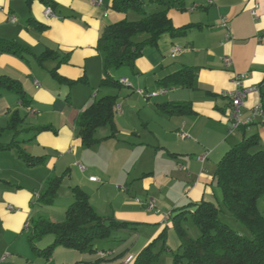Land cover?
<instances>
[{
	"label": "crops",
	"instance_id": "crops-1",
	"mask_svg": "<svg viewBox=\"0 0 264 264\" xmlns=\"http://www.w3.org/2000/svg\"><path fill=\"white\" fill-rule=\"evenodd\" d=\"M53 1L57 9L47 17L48 8L40 0L30 7L27 0H0V39L28 50L22 57L0 53V76L20 82L30 100L24 106L16 93L0 89V128L5 129L1 140L6 136L11 138L6 144L13 141L15 131L7 128L18 112L23 122L16 141L26 153L42 159L29 167L17 150L0 152V264L7 263V251H12V264L20 261L22 255L7 240L22 236L37 213V188L44 190L56 177L75 180L102 218L128 224L120 233L168 229L173 234L170 215L155 214L148 206L151 200L158 205L160 199L176 202L168 206L171 217L180 207L186 211L202 201L220 200L215 174L232 144L243 140L242 130L258 134L264 147V120L234 129L236 110L226 97L236 90L235 78L244 74V88L261 91L249 93L240 107L241 120L258 104L264 105V0H217L214 5L181 0L183 10L170 9L168 17L175 28H190L174 37L163 35L157 46L147 47L135 67H128L120 78L131 86L120 89L101 85L104 56L98 41L105 27L127 20V13L113 14L114 0H102L101 6L92 0ZM30 18L47 29L29 26ZM174 46L182 49L176 58L171 57ZM66 55L68 62L61 63ZM186 67L196 73L191 88L161 85ZM163 90L156 97L138 94ZM107 96L117 97L114 124L99 128L96 137L101 141L87 148L78 135V117ZM172 103L187 104L191 111L170 114ZM44 127L49 129L37 131ZM148 172L153 175L148 177ZM138 194H143V202ZM58 205L56 199L53 207L45 208ZM180 245V240L174 244ZM92 255L91 263L98 259Z\"/></svg>",
	"mask_w": 264,
	"mask_h": 264
},
{
	"label": "trees",
	"instance_id": "trees-1",
	"mask_svg": "<svg viewBox=\"0 0 264 264\" xmlns=\"http://www.w3.org/2000/svg\"><path fill=\"white\" fill-rule=\"evenodd\" d=\"M32 1L27 0L29 7ZM40 1L45 7L53 12L56 11L57 4L53 0ZM148 2L164 9L147 13L144 10L145 0L113 1L114 11L125 14L134 11L142 17L136 22L123 20L103 30L98 41V50L104 56V79L101 84L103 87L120 89L122 87L120 80L111 76L113 70L124 67L134 68L136 61L143 56L144 50L147 47L157 46L163 35L170 34L174 37L190 28L177 29L168 17L170 9L183 10L181 0H148ZM28 25L40 31L47 29L32 18L28 20ZM27 51L26 47L17 42L0 39L1 54L22 57ZM68 59L69 55H66L61 63H67ZM53 75L64 81L58 77L57 72H53ZM195 76L194 69L186 67L165 78L161 85L165 88H191ZM0 89L16 93L24 106L30 104L20 82L0 76ZM116 104V96H107L92 103L79 115L78 135L85 147L91 148L101 141L96 137L99 128L113 126ZM168 106L170 114H184L186 111H191L187 104L172 103ZM22 122L18 112L12 114L7 129L15 133L13 141L8 144L1 142L5 129L0 128V152L17 150L20 159L27 166L34 167L40 164L42 159L26 153L16 141V136L20 133L18 128ZM48 129L49 127H44L37 131ZM242 131L243 140L225 154L215 174L216 187L223 194V206L218 207L214 203L202 201L190 206V210H182L174 217L175 230L181 240L179 251L174 255V264H264V214L258 206L259 201L264 198V147L258 134L248 137L246 129ZM62 179L56 177L50 180L46 191L40 194L36 203L42 207H53ZM73 191L74 201L66 211L64 222L54 223L40 218L27 228L28 242L37 257L50 260L57 247L90 255L105 252L97 249V243L108 240L114 230L128 228L126 223L99 216L90 204L88 195L81 188H74ZM223 207L249 232L250 236L232 229L222 221L225 210ZM188 213H191L200 231L196 239H192L182 227L183 218ZM49 235L54 238L53 244L39 248L36 242ZM149 249L143 251L138 262L142 261L141 257ZM100 259L90 264H100Z\"/></svg>",
	"mask_w": 264,
	"mask_h": 264
},
{
	"label": "rangeland",
	"instance_id": "rangeland-1",
	"mask_svg": "<svg viewBox=\"0 0 264 264\" xmlns=\"http://www.w3.org/2000/svg\"><path fill=\"white\" fill-rule=\"evenodd\" d=\"M164 8L157 5V4H151L148 2V0H145L144 10L147 13H154L157 11H161ZM119 14V12L113 10V14ZM141 15L134 11H129L126 15L127 21L130 22H136L141 19ZM167 56V55H166ZM175 62V60H169V63ZM128 67L120 68L117 70H113L111 72V76H113L116 79H119L122 77L123 72L128 71ZM126 90V89H125ZM147 94V93H146ZM101 97V96H99ZM255 134V132H249L247 133V136H251ZM11 138H7L6 136L3 137L1 142L4 144L9 142ZM236 145V142L232 144L231 147H234ZM15 154V153H14ZM152 171V170H151ZM153 174L151 172H148L147 176L151 177ZM74 188H77V184L75 180L69 179V177L62 179L60 184V189L58 191V194L55 197L56 199H59L60 205L59 207L55 208H45L42 207L40 204L36 207L37 213L34 214L33 220H31L30 223H32L35 220H38L40 218L49 220L54 223H62L66 219V211L69 208V206L72 204L71 201L75 196V193L73 191ZM41 194L44 193L47 189V185L45 186L44 190L40 186L37 188ZM219 192V199H216L212 201L216 206H223V194L218 189ZM145 195V194H144ZM142 202L143 194H138L137 196ZM136 202V201H135ZM173 201H168L167 199L161 200L159 202V205L156 203L155 200H151L148 203V206H152V211L155 212V214H165L170 215L168 216L170 218L171 226L170 228L174 229L173 234L169 233L168 229H162L159 232L155 233L154 231H146L142 230L143 234L137 233V232H121L119 230H114V232L111 233L110 238L105 241H100L97 243V248L99 251L104 250L106 253L105 258L99 257L98 253H96V256L100 259V264H148L151 262V264H174V255L179 251V246L175 247L174 244L176 241L180 240L179 234L175 230L174 225V217L181 212V207L174 212L175 216L171 217V208H168L170 205H174ZM175 208V206H174ZM172 208V210L174 209ZM183 208V207H182ZM225 209V207H223ZM260 209L261 212L264 213V198L260 201ZM179 212V213H178ZM166 217V216H165ZM106 219V218H105ZM222 221L231 227L232 229L243 233L247 236H250L249 232L240 226V224L231 216L229 215L228 211L225 209L224 213L222 214ZM182 227L185 230V232H189V236L192 239H196L200 235V231L195 225V222L193 221L191 213L186 214V217L183 218L182 221ZM28 229L25 230V232L22 234L21 237H10L7 242L8 245L12 247V250H18V254H21L22 257H20V261L16 262V264H71L74 261L75 264H79V262H85V263H91L90 261L93 260V255L89 254L87 256L80 255L78 252H70V253H64L66 249L62 247H57L54 249V259L53 261L45 260L43 258L37 257L33 251L32 248L28 242ZM145 231V232H144ZM140 234V236H139ZM152 235V236H151ZM151 236V238H150ZM24 242V248L21 245V242ZM117 241V242H115ZM175 241V243H174ZM54 238L52 235H49L45 237L43 240L36 242V245L39 248H46L49 245L53 244ZM181 242V240H180ZM21 245V246H19ZM172 245L174 247H172ZM19 246V248H17ZM165 246V247H164ZM164 247V248H163ZM150 248L145 252V254L141 257L142 261L138 262L139 256L145 251L146 249ZM117 250H120L121 257L117 255ZM12 252V251H11ZM11 252L7 251L5 255L6 264H12L13 260H11ZM120 257V258H119ZM78 258H82V260H78ZM85 258V259H83ZM90 259V261H89ZM94 261V260H93Z\"/></svg>",
	"mask_w": 264,
	"mask_h": 264
},
{
	"label": "built area",
	"instance_id": "built-area-1",
	"mask_svg": "<svg viewBox=\"0 0 264 264\" xmlns=\"http://www.w3.org/2000/svg\"><path fill=\"white\" fill-rule=\"evenodd\" d=\"M207 4L209 5H214L217 0H206ZM92 3L95 5V6H101L103 5V1L102 0H92ZM46 16L47 17H50V16H53V11L48 8L46 10ZM14 21V19H13ZM223 26L224 27H227V23L224 22L223 23ZM227 39H230V35H227L226 36ZM182 49L181 47L179 46H174L172 51H171V57L172 58H176L180 53H181ZM226 64L228 66L231 65V60L230 59H226L225 60ZM247 78L246 75H238L235 80H234V83L236 85V90L233 91V92H229V93H226V97L229 98L232 102V106L233 108H235L236 110V114L234 116V129H237L239 128L240 126H250L251 124L255 123L256 121L258 120H264V107H263V104H258L257 106H255L252 110H251V114H250V117L247 118L245 121H242L241 118H240V107L243 105L244 101L246 100L247 96L249 95L250 92L252 91H258L260 92L261 91V88L260 87H255L254 89H246L244 88V80ZM120 84L122 86H131V84L128 82L127 79H121L120 80ZM36 85L39 86V84L36 82ZM262 87H264V84L262 85ZM165 91H160V92H152V93H149V94H146L144 91H138V94L142 95V96H147L148 97H156L158 95H161V94H164ZM207 156H204V157H200V161H204L206 159ZM82 170H85V168L83 166H80ZM91 181L93 182H97L98 181V178L96 177H92L90 178ZM40 198V195L39 194H36L35 195V203L39 200ZM152 208V206L150 205V209ZM11 210H13L12 207H10ZM30 226V223H26V229L29 228ZM98 255L100 258H105L106 257V253L105 252H98Z\"/></svg>",
	"mask_w": 264,
	"mask_h": 264
}]
</instances>
